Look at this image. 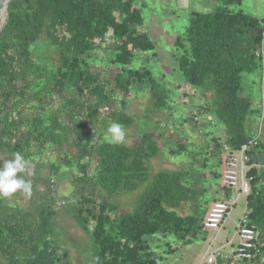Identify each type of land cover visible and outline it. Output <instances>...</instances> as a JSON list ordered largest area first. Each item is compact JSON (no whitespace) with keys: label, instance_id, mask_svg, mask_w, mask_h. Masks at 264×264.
<instances>
[{"label":"trees","instance_id":"1","mask_svg":"<svg viewBox=\"0 0 264 264\" xmlns=\"http://www.w3.org/2000/svg\"><path fill=\"white\" fill-rule=\"evenodd\" d=\"M222 2L213 12L191 14L174 43L176 61L187 84L207 99L201 110L216 114L224 124L225 142L233 150L251 147L247 155L252 166L256 150L264 154V144H250L253 139L246 133L253 109L251 100L240 95L241 75L261 66L264 26L259 18L236 10L243 0ZM8 13L0 34V152L11 157L20 152L29 159L34 158L35 145L40 152L58 148L64 159L52 164V175L63 168L79 169L74 218L95 252L87 264H164L156 249L159 236L191 243L205 231L207 189L193 185L187 171L151 173L148 162L160 150L154 134L146 132L136 146H128L109 143L98 132L100 124L109 127L117 122L125 127L135 122L124 100L120 110L114 109L117 92L126 98L147 86L151 115L167 104L166 89L152 71L131 68L138 53L155 49L151 38L140 32L142 12L133 0H15ZM45 48L57 51L50 64L37 52ZM96 50L108 54L109 61L93 59ZM117 66L119 71L106 74ZM54 97L61 103L56 109ZM29 106L35 110L31 117ZM212 143L214 156L220 139L213 138ZM184 146L179 144L177 152ZM212 174L220 178L218 171ZM248 176L252 181L246 216L258 231L256 264H264V173L254 165ZM42 184L46 196L55 192L49 181ZM97 190L107 198L96 195ZM136 191L130 211L110 199ZM225 192L228 198L231 192ZM188 202L192 213L179 214L178 208ZM54 214L47 203L35 206L33 213L11 207L0 197V264H60Z\"/></svg>","mask_w":264,"mask_h":264},{"label":"rangeland","instance_id":"2","mask_svg":"<svg viewBox=\"0 0 264 264\" xmlns=\"http://www.w3.org/2000/svg\"><path fill=\"white\" fill-rule=\"evenodd\" d=\"M133 2L142 12L144 19L143 26L139 27L140 32H145L151 38L155 49L148 53H138L133 59L131 68L151 70L154 78L166 89L168 98L165 108L151 115V91L147 86L139 91L132 90L126 98H123L121 92H117L114 109L120 110L121 100H124L127 114L135 119L132 125L123 126L126 132L125 140L118 144L136 146L144 133L154 134V139L160 150L159 154L148 162L151 173L155 174L160 170L187 171L189 181L193 185L207 189L206 199L209 200V204L206 206V212L208 213L211 205L218 200L217 193L223 190L221 179H216L212 174V170L221 171L222 153L217 151L215 157L210 155L209 147L211 146L205 148L207 142L204 144L203 138L206 136L204 137L201 133L207 134V137L210 136L209 132L214 133L220 137V142H224L222 139L225 136V127L216 114L203 111L205 110L204 105L208 103L207 99L198 89L187 84L182 73L178 70L176 61L178 52L174 43L184 33L193 12H213L223 2L222 0H133ZM239 9L259 18L264 26V0H243L242 5L236 7V10ZM0 14L2 16L1 25L5 19V12L0 9ZM109 41L107 47L112 50ZM43 51L37 49L38 54H41L43 60L48 61L49 64L57 59V51L54 48L49 50L45 48ZM262 54L261 66L255 72L242 73L240 95L249 98L252 102L253 114L247 117L246 133L253 139L252 141L259 139L264 143V40ZM108 57L109 55L102 50H96L93 54V59L97 58V61L99 59L109 61ZM119 68L121 67L109 68L106 70V74L119 71L117 70ZM54 98L53 108L56 109L60 107L61 103L56 101V97ZM27 111L30 117L34 115L35 110L32 106H29ZM107 114V111H103L102 115L105 117ZM108 120L110 121L111 118L109 117ZM107 128L100 124L98 129L99 133L104 134L105 141ZM181 143L185 145V150L177 152V147ZM33 147L34 158L27 159L35 165V168L31 176H26V179H30L34 184L31 195L25 197L23 194L17 193L12 198H4V201L11 207L15 208L16 206L33 213L35 206L39 207L44 203L51 205L55 213L53 219L56 222L53 238L56 239V245L59 248L60 264H87L93 259L92 242L89 235L74 218V205L76 204L74 180L79 175V169L76 167L63 168L57 175H52V164H60L64 155L58 148L47 147L46 150L40 152L36 145ZM204 148L205 150H203ZM0 158L11 159L12 157L8 153L0 152ZM196 160L198 161L196 162ZM2 162L0 160V163ZM202 163L205 164V167L202 166ZM91 170L94 174V161L91 163ZM44 180L53 184L51 189L55 192H52L51 196L45 194L47 188L42 184ZM97 193L99 196L103 194L102 196L107 198L102 190H97L96 195ZM137 195V191L127 194L118 193L110 199L118 203L123 211H130L133 210V202ZM53 196L55 201L51 200ZM245 207L246 199L243 197L233 207L232 212L230 211V217L226 218L223 223L225 227L217 236L213 231H203L192 239L191 243L183 242L174 236L167 238L159 236V240L158 237H155V240H158L156 244L158 256L161 255L164 258V264H215L214 251L217 247L225 245V242L228 241L235 245L223 248L222 252L232 253L235 250V222ZM192 211L191 202L184 203L178 208V213L183 216L192 213ZM152 239L149 237V241Z\"/></svg>","mask_w":264,"mask_h":264},{"label":"built area","instance_id":"3","mask_svg":"<svg viewBox=\"0 0 264 264\" xmlns=\"http://www.w3.org/2000/svg\"><path fill=\"white\" fill-rule=\"evenodd\" d=\"M249 149V145H244L240 150H233L225 141L220 142V151L224 163L221 181L222 185L231 191V195L228 199L215 201L211 205L203 221L204 229L219 231L230 211L237 204L238 198L248 196L251 193L252 177L248 176L251 166L248 165L249 157L247 155ZM214 150L212 143L210 151ZM236 236L235 250L229 256H224V261L220 264H256V258L259 255L258 231L249 226L246 216L238 225ZM214 261L217 264L216 255Z\"/></svg>","mask_w":264,"mask_h":264},{"label":"clouds","instance_id":"4","mask_svg":"<svg viewBox=\"0 0 264 264\" xmlns=\"http://www.w3.org/2000/svg\"><path fill=\"white\" fill-rule=\"evenodd\" d=\"M126 132L124 127L113 122L107 128L105 139L109 143H122L125 140ZM0 197L12 198L17 193L25 197L32 193L33 184L26 176L33 174L35 165L31 163L20 152L12 153L11 159L0 158Z\"/></svg>","mask_w":264,"mask_h":264},{"label":"crops","instance_id":"5","mask_svg":"<svg viewBox=\"0 0 264 264\" xmlns=\"http://www.w3.org/2000/svg\"><path fill=\"white\" fill-rule=\"evenodd\" d=\"M206 133H208V132H206ZM225 133V132H224ZM202 135H203V133H201ZM210 136H208V137H205V138H203L204 140H203V142H204V144H205V142H207V143H209V146H211L212 145V140H213V138H219L220 139V137L219 136H217V135H215L214 133H208ZM225 135V134H224ZM222 140H224L225 141V136H223V139ZM256 141L257 142H259V143H262V144H264L263 142H261L259 139H257V140H255V141H252L253 143H256ZM209 149H210V147H209ZM203 150H205V148L203 149ZM218 151H220V149L218 150ZM214 151H211L210 152V155L213 153ZM258 154H261L262 156H263V158H264V154L263 153H260V151L259 150H256V153H255V155H258ZM217 155V152H216V154L214 155V156H216ZM219 157V156H218ZM211 158V157H210ZM211 159H213V158H211ZM221 159H222V155H221ZM220 159V161H221V168H220V172H219V174H220V178H219V180L221 179V177H222V170H223V168H224V163H223V160H221ZM263 161H264V159H263ZM260 162V163H259ZM256 166L257 168H259L261 171H263V173H264V163L262 164V162L261 161H258L257 163H255V164H253L252 166ZM251 166V167H252ZM221 182V187L223 188V190H222V192H220V193H217V201H219V200H226V199H228L225 195H226V188L222 185V181H220ZM227 190H229V189H227ZM230 191V190H229ZM231 192V191H230ZM245 198L246 199V207H245V209L243 210V212L241 213V215L239 216V218H238V220L235 222L236 224V229H235V235H234V237H235V240H236V243H237V236H236V230H237V228H238V225L240 224V222L242 221V219H243V217H245L247 214V197L248 196H240L239 198H238V201H240V199L241 198ZM238 203V202H237ZM232 212V211H231ZM231 212L229 213V215L227 216V219L230 217V215H231ZM247 217V216H246ZM225 227V225H223L222 227H221V229L219 230V231H213L215 234H216V236L218 235V234H220V232H221V230H222V228H224ZM205 231H211V230H206V229H204ZM215 238V237H214ZM213 242H214V239H213ZM229 245H231L232 247L235 245V244H233V242H225V245H222L221 247H217L216 249H215V251H214V253H215V255H216V258H217V264H220V263H222V261H224V259H223V257L224 256H229L230 254H232V253H228V252H226V253H223L222 252V249L223 248H227ZM212 246V245H211ZM236 248V247H235ZM216 264V263H215Z\"/></svg>","mask_w":264,"mask_h":264},{"label":"water","instance_id":"6","mask_svg":"<svg viewBox=\"0 0 264 264\" xmlns=\"http://www.w3.org/2000/svg\"><path fill=\"white\" fill-rule=\"evenodd\" d=\"M13 1H15V0H5V1H4V4L2 5V9H3L4 12H5V19H4V23H3V25H2L1 28H0V34H1V32L4 30V28H5V26H6L7 22H8V19H9V13H8L9 5H10V3L13 2ZM253 159H254V162L257 163L258 161L263 162V159H264V158H263V156H262L261 154H258V155H254V156H253Z\"/></svg>","mask_w":264,"mask_h":264},{"label":"bare ground","instance_id":"7","mask_svg":"<svg viewBox=\"0 0 264 264\" xmlns=\"http://www.w3.org/2000/svg\"><path fill=\"white\" fill-rule=\"evenodd\" d=\"M4 1L5 0H0V9H2V5L4 4ZM3 10V9H2ZM4 11V10H3ZM2 14V13H1ZM1 14H0V19L2 18V16H1ZM4 17H5V14H4ZM3 23H4V21L2 22V24L0 25V28H1V26L3 25Z\"/></svg>","mask_w":264,"mask_h":264}]
</instances>
